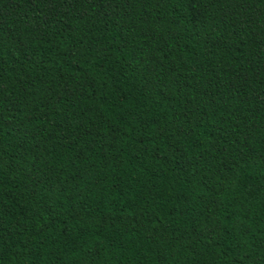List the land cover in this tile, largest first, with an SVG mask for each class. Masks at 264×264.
Here are the masks:
<instances>
[{
  "label": "trees",
  "instance_id": "trees-1",
  "mask_svg": "<svg viewBox=\"0 0 264 264\" xmlns=\"http://www.w3.org/2000/svg\"><path fill=\"white\" fill-rule=\"evenodd\" d=\"M0 264H264V0H0Z\"/></svg>",
  "mask_w": 264,
  "mask_h": 264
}]
</instances>
